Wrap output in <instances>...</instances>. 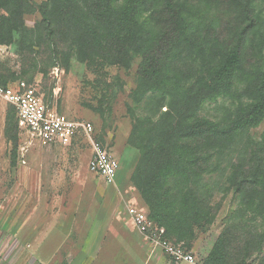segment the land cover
Instances as JSON below:
<instances>
[{
  "label": "trees",
  "instance_id": "1",
  "mask_svg": "<svg viewBox=\"0 0 264 264\" xmlns=\"http://www.w3.org/2000/svg\"><path fill=\"white\" fill-rule=\"evenodd\" d=\"M201 1L0 0V44L17 33L30 45L52 42L66 65L72 54L127 67L138 59L143 86L133 96L144 112L135 116L128 107L126 141L138 151L130 181L165 237L187 244L213 220L218 192L241 198V215L249 210L264 220V129L257 138L250 132L264 120V0H208L217 1L212 14L201 11ZM31 12L39 18L28 28ZM220 97L233 102L220 118L201 114ZM12 110L8 138L16 131ZM249 240L239 249L244 255L260 244ZM233 258L223 232L201 264H237Z\"/></svg>",
  "mask_w": 264,
  "mask_h": 264
},
{
  "label": "rangeland",
  "instance_id": "2",
  "mask_svg": "<svg viewBox=\"0 0 264 264\" xmlns=\"http://www.w3.org/2000/svg\"><path fill=\"white\" fill-rule=\"evenodd\" d=\"M216 2L203 0L199 8L215 13ZM38 18L37 12L28 13L25 26L33 27ZM28 40L17 33L12 42L0 44V75L6 84L31 86L50 108L89 121L119 168L115 184H104L88 169L90 148L82 136L68 146L41 145L16 113V131L8 138L5 118L13 107L0 99V264H190L172 260L132 234L134 213L147 210L130 181L138 151L126 141L132 123L128 107L135 116L144 112L143 100L135 105L133 96L143 86L138 59L127 67L100 59L84 62L72 54L66 65L52 42L30 45ZM68 46L60 44L63 50ZM232 104L220 97L205 104L201 114L220 118ZM263 129L264 120L251 135L257 138ZM211 205L213 220L195 228L189 244L171 242L194 256L192 264H201L217 236L226 232L231 261L258 264L264 255V220L251 219L249 210L241 215L245 205L228 190L216 193ZM249 238L260 244L250 245L244 255L239 249Z\"/></svg>",
  "mask_w": 264,
  "mask_h": 264
},
{
  "label": "built area",
  "instance_id": "3",
  "mask_svg": "<svg viewBox=\"0 0 264 264\" xmlns=\"http://www.w3.org/2000/svg\"><path fill=\"white\" fill-rule=\"evenodd\" d=\"M0 99L14 108L30 137L41 145L68 146L82 136L90 148L88 169L104 184H115L119 162L107 144L97 139L89 121L50 108L33 87L24 84H0ZM132 224L144 240L160 248L172 260L194 263V256L167 239L164 228L149 219L146 209L134 213Z\"/></svg>",
  "mask_w": 264,
  "mask_h": 264
},
{
  "label": "crops",
  "instance_id": "4",
  "mask_svg": "<svg viewBox=\"0 0 264 264\" xmlns=\"http://www.w3.org/2000/svg\"><path fill=\"white\" fill-rule=\"evenodd\" d=\"M132 234L135 235L136 239L135 240H138L139 238L143 239L141 235H139V233L136 231V230H132ZM120 235V233H119ZM139 245V244H138Z\"/></svg>",
  "mask_w": 264,
  "mask_h": 264
}]
</instances>
